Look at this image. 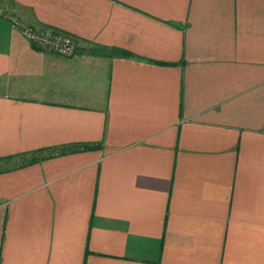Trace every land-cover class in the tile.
I'll return each mask as SVG.
<instances>
[{"label": "crops", "instance_id": "obj_1", "mask_svg": "<svg viewBox=\"0 0 264 264\" xmlns=\"http://www.w3.org/2000/svg\"><path fill=\"white\" fill-rule=\"evenodd\" d=\"M0 264H264V0H6Z\"/></svg>", "mask_w": 264, "mask_h": 264}, {"label": "built area", "instance_id": "obj_2", "mask_svg": "<svg viewBox=\"0 0 264 264\" xmlns=\"http://www.w3.org/2000/svg\"><path fill=\"white\" fill-rule=\"evenodd\" d=\"M0 15L9 18L14 24V26L19 27L22 30L23 34L34 43L42 44V42L44 41L43 39L42 41H40V39L35 36L33 31L30 28L25 27L24 24H21L19 20L12 15V13L11 14L10 12L7 13V11L2 5V0H0ZM71 39L72 42H74V39L73 38ZM61 40L62 38L57 39L55 36L45 39V41L49 43L50 47L54 50V52L61 55H65V54L69 55L75 49L74 46H76V44L74 46L72 43H69V45H65L63 43L60 44ZM65 41H69V40L65 39Z\"/></svg>", "mask_w": 264, "mask_h": 264}, {"label": "rangeland", "instance_id": "obj_3", "mask_svg": "<svg viewBox=\"0 0 264 264\" xmlns=\"http://www.w3.org/2000/svg\"><path fill=\"white\" fill-rule=\"evenodd\" d=\"M2 5L5 8V10L7 11V13L12 12L8 8L9 5H8L6 0H2ZM15 17H17V16L15 15ZM24 25H25V27L30 28L33 31V33L35 34V36L40 39V41H42V39L44 40L42 42V44H38V43H36V44H38L40 46H45L47 49H51L52 51H54V50L50 47L49 43L45 41V39H47L49 37L55 36L57 39L62 38L60 44L63 43L65 45H69V43H72L74 46L76 43L75 40H74V42H72L71 37L68 36L67 34H64V33L60 32L58 30H55L53 28H50V27H47L44 25H32V24H26V23H24ZM65 39L69 40V41H65ZM74 47H76V46H74ZM72 52H74V50ZM65 55H68V54H65Z\"/></svg>", "mask_w": 264, "mask_h": 264}]
</instances>
